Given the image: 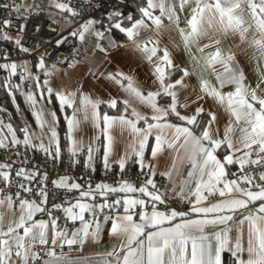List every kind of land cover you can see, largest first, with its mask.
Returning <instances> with one entry per match:
<instances>
[{"label": "snow or ice", "instance_id": "snow-or-ice-1", "mask_svg": "<svg viewBox=\"0 0 264 264\" xmlns=\"http://www.w3.org/2000/svg\"><path fill=\"white\" fill-rule=\"evenodd\" d=\"M187 3L189 0H180L179 10L182 11ZM54 6L73 16L77 15L65 3L57 2ZM157 8L160 16H154L151 11ZM16 11H20L19 7ZM139 11L142 14L139 20H133L131 15L125 18L123 13L114 11L109 16V26L103 31H96L95 36L101 39L106 33L110 34L113 28L119 30L152 61L157 56V48H149L146 45L141 47L136 44L134 37L142 28L149 27L144 18L152 21L159 29L162 26L161 17L167 15L168 20L179 27L178 9L174 0L170 5L169 0H146V7L140 8ZM125 19L131 22L130 27L122 26ZM95 23L97 22L94 20H88L69 35L78 36L82 40ZM186 23L190 29L188 33L185 35L184 30L180 29L186 45L202 36H209V30L225 35L231 33L259 53L258 66L264 62V0H195V7ZM10 24L11 21L7 19L0 21V25L4 27ZM22 30L21 27L20 31ZM0 38L12 39L6 34H0ZM66 39L67 37H62L57 40V45L64 43ZM209 40L214 45L220 43L219 39L212 36H209ZM14 42L21 51L29 52L19 36ZM158 59L167 68L176 67L183 75L173 81L172 73L169 72L166 76L165 69L157 63L155 74L160 87L156 91H149L145 96L133 87L129 80L127 91L130 99L123 101L124 112L127 113L131 109L130 114L136 117V120L128 119L124 115L118 118L106 114L103 116L108 126L118 122L122 127L131 128L134 141L138 143V150L133 146L131 155L126 154L117 163L123 172L126 162L133 157L137 158L133 163L139 166V176L143 177L139 186L121 178L117 186L101 182L93 187L89 181L87 190H84L83 185L70 182L69 177L63 176L51 181L53 187L68 192L76 191L79 195L75 202L53 203L49 207L48 173L41 172L39 165L31 163L27 151L21 154L17 146L23 144L26 150L40 151L53 160L59 159L60 148L56 131L58 120L55 112L47 114L51 117L50 120L45 119L43 108L33 113L41 130L47 124V145L43 134L35 136L34 140L28 126L21 129L23 139H17L12 125H4L0 121V149L14 148L15 155L20 158L19 165L15 167L16 161L12 159L0 162V264H77L63 251L58 254L57 249L63 250L65 246L70 249L73 246L82 248L88 242H96L101 237L102 224L109 221L110 234L120 239L121 244L119 248L98 254L101 258L97 264H221V253L225 250L231 252L234 264H264V67L261 68V76L253 87L246 83L241 70L228 67L227 62L221 58L219 48L211 55L210 63H220L223 66V72L217 77L221 87L232 85L233 90L226 93L215 91L206 82H202V94L191 103H198L206 94L223 106L229 118L221 129L217 114L206 112L203 105L198 104L191 115L181 114L178 108L190 107L189 102L179 104L178 101L179 91L187 87L184 77L189 73L186 69L173 65L167 49L163 50V56ZM232 59V55L227 57V61ZM17 67L15 63L0 64V68L10 69L11 74L16 73ZM39 67H45L43 57L39 61ZM46 92L59 98L61 110L65 105L72 106L69 97L75 95L74 93H54L51 87H47ZM157 97H169L170 102L160 106L157 104ZM43 98L44 94L41 93V99ZM27 100L32 105L36 102L32 94L27 96ZM133 101L149 106L152 115L138 112L133 106ZM81 103L91 104L93 109L96 107L87 96ZM116 104L115 99L109 102L113 108ZM202 114H206L208 119H203ZM93 115L95 116V113ZM169 116H175L180 123L168 122ZM66 119L69 132L67 138L72 141V147L68 151L75 158L85 149L81 142L73 140L71 136L78 122L75 118ZM141 120L147 124V128L137 127V122ZM149 120L156 123H150ZM5 128L11 136L10 141L8 135L4 134ZM154 129L155 143L151 147V159L145 162V145ZM237 130L239 136L236 135ZM107 139L103 163L106 170H111L109 155L112 138L108 136ZM166 150L171 153L172 163L166 171L158 172L155 161ZM220 150L223 151L222 158L217 155ZM86 152L85 167L95 171L91 145L87 147ZM178 158L188 166L186 176H183L179 183L173 179V172L179 171L176 167ZM74 163L79 161L74 160ZM230 165H237V170L230 172ZM157 175L166 177L171 187L164 186L162 191L155 179ZM229 176L232 178L229 179ZM12 187L15 192L7 194L12 191ZM120 193H139V197L124 195L108 202L109 194ZM23 194L35 196L36 199H30ZM97 195L104 198L102 203L94 202ZM217 195L221 198L218 202L207 203L210 197ZM173 200L186 202L191 207L184 211L169 207L170 201ZM160 205L164 206L163 211L158 207ZM17 207L18 217L13 211ZM120 208L123 209V214L118 211ZM137 208L140 209L139 212L136 211ZM6 212L15 218L6 220ZM56 212H63L64 219L73 224L79 221L80 227L69 229L61 226L60 217L55 215ZM37 213L47 216L48 219H35ZM85 213L89 219L85 218ZM136 216L139 222L134 220ZM177 218L180 219L179 223L167 228L160 227L165 221L171 223ZM220 225L223 226L221 230L215 231L216 226ZM208 227L213 230L211 235L205 232ZM147 228L156 230L146 232ZM233 232L235 235L230 236ZM212 236L217 242L214 252L209 244Z\"/></svg>", "mask_w": 264, "mask_h": 264}, {"label": "crops", "instance_id": "crops-1", "mask_svg": "<svg viewBox=\"0 0 264 264\" xmlns=\"http://www.w3.org/2000/svg\"><path fill=\"white\" fill-rule=\"evenodd\" d=\"M21 2L26 8L39 3V5H42L50 15L52 14L51 16L57 19L63 27L72 23L73 18L69 12L62 11L54 6V4L57 3V0H21ZM136 2H138V13L133 17V20L141 19L142 14L139 10L142 7H146V0H136L134 3ZM172 2L173 0H169V5ZM174 3L178 9L177 15L180 20L179 27H177L175 23L169 21L167 15L161 17L162 26L159 29H157L152 21L144 18L149 27L142 28L138 35L134 37L136 44L141 47L146 45L149 48H157V56L154 57L152 61H149L146 58V54L140 51L133 44V41L127 38L126 34L121 33L119 30L114 28L110 34L108 33L110 38L115 43L114 46L111 49H107L100 45L97 42L98 38L95 36V32L103 31L109 26L110 15H105L99 20L87 19L73 27L72 31H75L80 27V25L84 24L88 20H94L97 22L93 25L91 31L85 33L82 40L77 36L78 44L83 48V54L80 59H70L66 55H63L52 69L41 71L40 73L34 72V69L31 68V66L25 65V69H27V71H25L22 77L15 75L14 78L16 83L14 84L15 87L22 91L24 98L30 106L31 120L27 126L33 133L34 140L35 136L43 134L44 142L47 145L49 142V132L47 124H45L43 130H41L33 113L39 112L41 108H43L45 112V119L50 120L51 117L47 114L55 112L58 120L56 131L58 134L61 157L64 149L68 150L72 147V141L67 138L69 132L66 117L75 118L78 123L73 129L71 136L73 140L81 142L83 148L85 149L84 151H80L75 159L81 163H85L87 160L86 149L89 145H91L93 149V166L98 163H102L104 152L108 144L107 137L111 136L112 140L109 163L113 167H119L117 161L120 158L125 157L126 154L131 155L133 146H135L138 150V143L134 141L130 127H122L118 122L108 126L105 124L103 116L106 114L109 117L118 118L119 116L124 115L128 119L136 120V117H133L130 114L131 109H129L127 113L124 112L125 105L123 101L130 99L129 92L127 91L129 80L132 82L133 87L137 88L145 96L149 91H156L160 87L155 74V66L157 63H159L160 67L165 69L166 76L169 72L172 73L171 79L173 81L183 75L182 72L177 71L176 67L167 68L158 59L163 56L164 49H167L169 52V57L174 66H177L179 69H186L189 73L188 76L184 77V83L187 87L179 91L178 101L179 104H183L187 101L190 103V107L178 108V110L183 115H191L193 109H195L198 104L203 105L206 112L212 111L217 114L219 127L223 129L229 118L228 113L225 111V108L214 101L211 96L205 94V98L203 100H199L198 103H191V101L197 99L198 95L202 94V82H206L209 87L215 91L226 93L233 90L232 85L221 87L220 80L217 77L219 73L223 72V66L220 63H210L211 55L216 52L217 48H219L221 58L227 62L228 67L233 70H241L246 78V83L251 84L253 87H255L261 76V68L264 67V62H261L258 66L259 53L253 48L248 47L247 43L241 42L237 35H233L231 33L225 35L209 30V36L220 40L218 45L211 44L209 36H202L198 40L191 41L186 45L184 36L181 34L180 29L184 30L185 35L190 30L186 21L192 14V9L195 7V0H189V3L184 6L182 11L179 10L180 0H174ZM130 6L121 11V13H123V17L126 18L129 15L132 16L134 11L130 9ZM151 11L154 16H160L158 8L152 9ZM122 26L130 27L131 22L125 19ZM205 27L207 26L205 25ZM250 38L251 37L249 36V39ZM204 45H208V47H204ZM201 48H203V51H201ZM229 55H232L233 57L231 61H227V57ZM4 70L9 75H13L10 73V69ZM117 73H122L123 75L117 76ZM112 77H115V79ZM124 77H128L129 79H124ZM45 81H47V84H45ZM47 87H51L54 93H62L65 95L74 93L75 95L69 97L72 106L68 107L65 105L63 110H61L59 98L56 95H49L46 92ZM41 93L44 94L43 99H41ZM29 94H32L36 101L34 105L27 100V96ZM85 96H87L88 100L92 103L96 104L94 109L91 104L81 103ZM113 99L117 101L115 108L110 107L109 105V102ZM169 102V97H157V104L160 106H164ZM133 106H135L137 111L143 115H152V110L147 105L140 104L138 101H133ZM93 113H95V116ZM202 118L205 120L208 119L206 114H202ZM167 121L171 123H180L175 116H169ZM149 122L156 123V121L152 120H149ZM3 124L8 125L6 122H3ZM137 127L145 129L147 128V124L141 120L137 122ZM155 132L156 130L154 129L153 134L149 135L146 142L144 151L145 162H148L151 159V147L154 146L155 143ZM4 134L8 135L6 128L4 129ZM236 135L239 136L238 130ZM16 138L22 140L23 132L21 134H16ZM8 140H11L10 135H8ZM17 147L21 150H26L23 144H20ZM53 147H55V144H53ZM27 151L33 152L30 149ZM181 155H183V152ZM217 155L222 158L223 151H218ZM135 159L137 158L133 157L132 160H128L125 164V168L131 166L139 168L137 164L133 163V160ZM155 163L157 164L158 172L166 171L172 163L171 153L166 150L162 155L157 157ZM176 167L179 171L173 172V179L179 183L181 178L186 176L188 166L186 163H182L178 158ZM237 167V165H230L228 166V170L233 172ZM157 176L159 177L162 191L164 190V186L171 187V184L166 177ZM228 178L231 179L232 177L229 176ZM70 182L80 183L84 186V190H87L88 183H82L76 179H70ZM131 183L139 186L137 183ZM109 185L117 186V184ZM92 186L94 187L95 184H92ZM78 195L79 193L76 192V197ZM124 195L131 198L139 197V193L109 194L108 202L110 203L112 199L120 198ZM169 195H171V193H169ZM76 197L63 199L59 204H62L65 201L75 202ZM50 199L51 201L53 200V195H50ZM220 199L221 198L217 195L209 198L207 203H215ZM103 201L104 198L97 195L94 202L102 203ZM138 209L139 208L136 209L137 212H139ZM13 211L15 212L16 217H18V207L14 208ZM118 211L120 214H123L122 208L118 209ZM8 218L15 217H12L10 213L6 212L5 219L7 220ZM85 218H90L87 213H85ZM193 218H195V214H193ZM35 219H42L39 216V213L36 214ZM134 220L139 222L138 216L134 217ZM179 222V218L171 223L165 221L160 225V227L167 228ZM66 227L69 229L74 228L70 226ZM77 227H80V224ZM222 227V225L216 226L215 231L221 230ZM244 228L246 243L247 223ZM110 229V221L103 223L101 237L96 242H88L82 248L73 246V248L70 249L68 246H65L63 250L59 249L57 253L59 254L63 251L64 254H66L73 261H76L77 264H97V261L101 258L98 254L106 253L114 248L120 247V239L114 238L110 234ZM155 230V228H147L145 231ZM212 231L211 227L205 229L206 234L209 235L212 234ZM229 235L234 236L235 233L233 232ZM209 244L211 250L214 252L215 247L217 246L214 236H212L209 240ZM221 264H234V257L231 255V252L225 250L221 253Z\"/></svg>", "mask_w": 264, "mask_h": 264}, {"label": "built area", "instance_id": "built-area-1", "mask_svg": "<svg viewBox=\"0 0 264 264\" xmlns=\"http://www.w3.org/2000/svg\"><path fill=\"white\" fill-rule=\"evenodd\" d=\"M136 0H57L59 3H65L69 8L73 9L77 15L73 18L72 23L68 26H62L61 23L53 18L48 11L42 5L33 4L26 8L21 0H0V21L10 20L11 24L7 27L0 25V34H6L12 37L11 40L0 38V64H17V70L14 75L22 77L25 73V65L31 66L34 72L40 73L41 71H47L56 65L63 55H66L70 59H80L83 54V48L79 46L77 37L69 35L72 32L73 27L78 23L87 19L99 20L105 15H110L114 11H123ZM8 5V7H5ZM19 7L20 11L16 9ZM23 28L20 31V28ZM38 28V30H37ZM21 38V43L24 47L29 49V52H23L15 44L17 37ZM62 37H67L64 43L57 45V40ZM97 42L107 49H111L114 46V41L106 33ZM43 57L45 67L41 69L39 67V61ZM8 70V69H6ZM19 149V148H18ZM16 149H0V162H5L8 159L16 161L15 166L20 163V158L15 155ZM21 154L27 150L19 149ZM27 155L33 165H39L41 172H47L49 180L47 187L49 190V204L51 207L53 203L59 204L63 199L76 197V192H68L64 189L54 188L51 181L59 177L67 176L70 179H76L82 183L91 184L96 183H109L118 184L121 178L128 181L141 184L143 177L139 176V168L128 167L121 172L119 167L111 166V170H106L104 163H98L94 165L95 171L85 167V163H74L75 158L71 156L68 150L62 151L59 159L53 160L51 157L46 156L43 152H29ZM237 170L234 169L233 172ZM157 183L161 186L159 177H155ZM37 187V185H34ZM15 192V188L12 187V191L7 194ZM30 199H36L35 196L29 194H23ZM50 195H53L51 201ZM212 198V197H210ZM161 211L164 210V206H158ZM169 207L176 208L177 210H187L191 205L186 202H177L175 200L170 201ZM150 209V207H149ZM140 211V209H138ZM107 214V212H105ZM55 215L60 217L59 224L61 226L77 227L80 222L77 221L73 224L71 221L64 219L62 212H56ZM42 219H48L47 216L39 214ZM59 249H57L58 251Z\"/></svg>", "mask_w": 264, "mask_h": 264}, {"label": "trees", "instance_id": "trees-1", "mask_svg": "<svg viewBox=\"0 0 264 264\" xmlns=\"http://www.w3.org/2000/svg\"><path fill=\"white\" fill-rule=\"evenodd\" d=\"M138 2L130 6V9L134 11L132 17L138 13ZM14 76L0 68V121L11 124L15 133L21 134V129L31 120V109L22 91L15 87Z\"/></svg>", "mask_w": 264, "mask_h": 264}, {"label": "water", "instance_id": "water-1", "mask_svg": "<svg viewBox=\"0 0 264 264\" xmlns=\"http://www.w3.org/2000/svg\"><path fill=\"white\" fill-rule=\"evenodd\" d=\"M36 5H39V3H36Z\"/></svg>", "mask_w": 264, "mask_h": 264}, {"label": "rangeland", "instance_id": "rangeland-1", "mask_svg": "<svg viewBox=\"0 0 264 264\" xmlns=\"http://www.w3.org/2000/svg\"><path fill=\"white\" fill-rule=\"evenodd\" d=\"M52 15V14H51Z\"/></svg>", "mask_w": 264, "mask_h": 264}]
</instances>
